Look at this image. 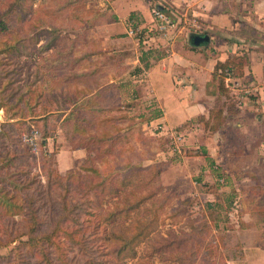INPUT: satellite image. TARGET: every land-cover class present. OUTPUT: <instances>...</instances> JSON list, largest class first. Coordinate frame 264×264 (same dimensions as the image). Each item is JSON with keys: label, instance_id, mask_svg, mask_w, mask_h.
Returning <instances> with one entry per match:
<instances>
[{"label": "trees", "instance_id": "16d2710c", "mask_svg": "<svg viewBox=\"0 0 264 264\" xmlns=\"http://www.w3.org/2000/svg\"><path fill=\"white\" fill-rule=\"evenodd\" d=\"M87 2V0H0V40H3L4 36L13 37V42L3 40L0 49L4 52V55H0V109H4L5 112L12 111L14 115L0 123V145L10 138L11 128L20 130L22 142L23 134L31 135L35 130L37 132L36 150L23 142L28 152L39 156L38 165L35 164V168L45 173L47 182L52 185H61L65 189L61 196L63 199L61 213L47 220L37 210L32 192H28L31 181L27 172L6 171L4 175L0 174V219L7 220L0 230V248L13 245L8 254L0 256V264H23L26 261L25 254L37 258L42 263L53 264L49 253L52 248L61 264H71L65 258L63 244L59 239L62 237L65 240L69 239L75 244H81L85 249L87 243L83 242L82 238L94 231L98 234L101 226H105L102 242L106 255L112 259L111 264H127L128 259L134 260L137 256V247L141 244L145 245L144 258L136 259L131 264H155L150 261V258L156 254L160 255L167 264H228L213 233V226L208 220L199 226L194 222L188 229L170 228L164 233L160 232L158 229L160 211L166 205L167 199L164 195L158 196V190L147 186L159 175V171L153 166L134 165L128 159L122 166V170L115 168L105 172L98 168L95 162L107 160L106 153L110 154L113 151L116 139L120 138L121 134L114 135L110 144L107 145L110 134L105 130L99 134L88 133L86 138L78 143V146L87 152L79 169H69L65 175H62L52 167L56 153L49 148L48 139L56 131L57 125L49 120L51 109L41 103V92L32 95L30 86L21 90V86L16 84L23 79L22 68L26 65L27 58L33 54L42 60L43 66L50 73H59L65 81L71 79V76H82L74 72L64 73V69H73L82 59L81 55H72L75 42H80L81 40L77 39L83 38L87 30L92 29L99 18L103 19L107 12V9H97L89 6ZM158 6H153V9L161 10L171 18H176L164 7L160 9ZM57 14H65L66 32L76 31L77 34L69 39L68 47L64 50L57 49L55 56H43L46 51L56 45V27L52 20ZM130 16L133 18L132 14ZM33 23L45 28L47 35L43 37V43H40L37 26ZM130 27L138 29L134 37L141 43L144 29L135 28L137 26L133 24ZM148 48L149 50L143 51L145 58L154 57L152 47ZM12 53H16L18 57L23 55L25 59L10 60L9 56ZM246 63V53L231 56L225 61H218L212 72V80L216 82L218 99L224 98V100L212 108L207 117L198 116L194 120H189L180 125L178 130L187 128L192 122L198 123L210 134L221 129L227 116L235 115L238 110L231 100L226 77L229 75L234 79H240L244 74ZM11 65L16 68H9ZM116 65L119 66V70H126L122 58L116 60ZM143 65L146 68L148 63L145 62ZM17 68L18 71H16ZM14 72H17L16 76ZM105 110L97 99H90L80 106L79 114L93 112L99 115ZM74 113L70 110L63 120H74ZM147 116L145 123L160 117L161 109L156 106ZM121 117H114V119ZM93 120L99 123L97 126H104L109 121L113 122L106 117ZM82 130L85 132L86 128L83 127ZM89 143H93L94 146L89 148ZM187 154L198 153L189 150ZM6 155L12 156L2 164L0 171L6 165H14L15 157L19 153L6 151ZM5 157L1 156L0 160ZM144 171L149 172L147 179L142 177L141 172ZM33 174L39 176L38 172ZM20 175L22 177H18ZM4 181L12 186L11 190L1 185ZM65 183L76 185L74 188L76 197L73 202L67 198L68 187ZM16 198L20 199V203H16ZM113 199L116 201L112 202ZM149 200L152 201L147 205L146 202ZM211 206L213 203H207L209 210ZM17 215L22 216L19 222L14 220ZM86 215H91L96 221L79 222V218ZM210 215L212 216L211 212H209ZM202 217L207 219L205 214ZM77 235L80 237L77 238ZM210 248L213 249L212 256L206 254Z\"/></svg>", "mask_w": 264, "mask_h": 264}, {"label": "rangeland", "instance_id": "374dc122", "mask_svg": "<svg viewBox=\"0 0 264 264\" xmlns=\"http://www.w3.org/2000/svg\"><path fill=\"white\" fill-rule=\"evenodd\" d=\"M87 1L89 6L97 9H107L109 5L106 0ZM99 20L95 26L103 22L102 18H99ZM52 23L56 27L55 36L57 38L55 40L57 42L43 56H55L56 50H64L68 40L72 37V32H66L65 30V14H57ZM33 24L37 26L36 23ZM180 25L189 26L186 23H181ZM93 28L87 30L84 37H79L77 40L96 37L97 34ZM36 30L41 38L40 43H43V37L47 35L45 28L38 25ZM2 39L13 42V37L4 36ZM3 40H0V49ZM130 44L132 42H124L123 46L126 50L123 49V51H127V47H129L127 45ZM75 53L79 55L81 51L78 50ZM0 55H4V52L0 51ZM9 59L23 61L25 57L23 55L18 57L16 53H12ZM27 59V63L21 71V73H24L22 74L23 79L24 77L26 79H22L16 85H20L21 90H25L30 86L32 95L36 92H41V103L51 109L49 120L57 125L56 131L51 134L48 140L49 148L55 150L56 153L52 167L62 175H65L69 169H79L87 152L85 149L80 148L78 143L83 141L88 133L99 134L102 130H105L110 134L107 145L110 144L114 135L121 134L120 138L116 139L117 142L114 144L115 148L113 151L110 154L106 153L107 160L95 162L98 168L105 172L112 171L115 168H121L122 170V166L126 164L128 159L134 165L153 166L159 171V175L147 186L158 190V196L164 195L167 199L166 205L160 211L158 228L160 232L164 233L170 228L188 229L194 222L195 225L199 226L205 220H208L213 226V233L217 237L220 249L228 261V257L231 254L230 250L233 249V246L228 245L227 242L231 240L234 233L231 234V232H225L224 230L229 229L232 231L233 227L237 225L240 216H243V213L246 214L244 217L246 219L249 218V221H254L255 217L259 215L257 214L259 213L258 211H261L264 217V203L259 208H256L258 206L256 203L262 196L264 201V172L261 168L258 167L257 169L255 167L259 175L245 177V174L249 172L248 168L252 169L251 167H254L258 160H250L247 157H226L218 161L211 157L212 153L219 151L226 153L231 149L233 150V143L239 133L227 125L224 127L223 132L225 142H223L222 136L218 137V134H212V142L210 139L212 135L199 126H193L192 122L188 124L186 128L188 130L173 128L166 134H159L157 132L163 129L157 125H145L148 113L157 105L154 101L155 98L144 90V81L134 82L133 78L129 79V77L125 78L123 76L115 89L112 87L111 90L109 86H105L101 90L103 92L101 95H94L81 100L79 97L84 96L83 94H85L86 90V88L81 86V83L75 85L74 80L65 81L59 73H50L36 54ZM13 67L16 68L14 65L9 68ZM16 71H18V68ZM65 72H67L66 68L64 69ZM16 73L14 72V76H16ZM89 81L88 90L92 91L97 87V83L92 80ZM90 99H97L106 110L99 115L93 112L79 114L80 106ZM77 100L78 102H76ZM252 100H255V98L252 97L250 99V103L253 106L252 110L255 111V117L259 114L262 115L261 120L264 122L263 113L259 105L256 102L252 104ZM255 108H258V110ZM70 110L73 113L75 112V119L64 121L65 115ZM12 113V111L0 112V123L13 117ZM82 116L85 118H79ZM77 117L78 121H76ZM103 117L113 122L109 121L104 126H97L98 122L93 119L97 118L100 120ZM114 117L121 118H116L117 120H115ZM83 127L86 128L85 132L82 130ZM19 133L20 130L11 128L10 138H8L7 142L0 145V157L6 156L3 160H0V167L13 155L7 156L6 151L19 153L15 157L14 165H6L1 169L0 174L4 175L6 171L27 172V176H29L31 181V188L28 192H32L34 204L37 206L40 215L45 216L47 220L51 217L55 218L61 213V203L63 202L61 196L65 189L61 185H52L47 182L45 173L39 171L37 167L35 168V164L38 165L39 156L32 154L30 151L28 152V148L21 141ZM214 135H216V138ZM178 136L181 139L178 140ZM93 146V143L88 145L89 148ZM189 150L197 151L198 154L189 155L187 154ZM91 154L93 155L92 152ZM217 161L219 162L218 164L216 163ZM221 163L224 165L230 163L238 170L235 174L226 173ZM263 163L264 160L259 161L260 165ZM215 165L218 168H215ZM35 172H38L39 176L33 174ZM141 173H143L142 177L147 179L149 172L144 171ZM18 177H22V175ZM1 185L9 190L12 189V186L6 181L2 182ZM65 185L68 187L67 198L73 202L76 197L74 191L76 185L71 183H65ZM115 201L116 199H113L112 202ZM151 201L149 200L146 204L149 205ZM16 203H20L19 198H16ZM207 203H213L211 210L208 209ZM209 212L212 213V216H209ZM204 214L207 219L202 217ZM21 218V215H17L14 220L19 222ZM86 220L96 221L91 215L79 218L81 223H85ZM6 223V218L0 219V230ZM104 231L105 226H101L98 234L94 231L85 235L82 238V241L87 243V248L85 249H83L81 244H75V242H71L69 239L65 240L63 237L62 239L60 238L59 241L63 244L62 250L67 261L71 264H111L112 259L109 255H106L102 242ZM76 237L79 238L80 236L77 235ZM12 246L0 248V256L8 254ZM212 251L213 249L210 248L206 254L212 256ZM144 252L145 245H139L137 247V256L134 260L144 258ZM49 253L53 264H61L53 248L49 250ZM25 258L26 261L23 264H45L29 254H25ZM134 260L128 259L126 263L131 264ZM150 261L155 264H167L157 254L150 258Z\"/></svg>", "mask_w": 264, "mask_h": 264}, {"label": "crops", "instance_id": "0c3cea01", "mask_svg": "<svg viewBox=\"0 0 264 264\" xmlns=\"http://www.w3.org/2000/svg\"><path fill=\"white\" fill-rule=\"evenodd\" d=\"M106 1L109 5L103 22L93 28L96 37L75 42L72 55H81L82 59L73 69H66L68 73L82 74L81 77L71 76L69 79L74 80L75 85L81 83L86 88L83 98L79 99L101 95L105 86L115 89L123 76L133 78L134 82L144 81V90L155 98L157 107L161 109V116L145 125H157L163 129L157 133L166 134L198 116L207 117L210 110L224 100L218 99L216 82L212 80V72L218 61L246 53L247 63L240 81L244 85L264 83V0ZM158 5L176 18L186 17L194 20L197 25L179 26L168 41L158 40L153 44L151 50L154 57L145 58L143 51L149 48L128 32L132 29L131 24L147 32L152 27L153 6ZM76 34V31L72 32L71 38ZM195 35H207L209 40L193 44L192 38ZM124 42H132L127 45V51H123L126 50ZM69 44L68 40L66 47ZM78 50L81 51L79 55L75 53ZM118 57L122 58L126 66L125 71L119 70L116 65ZM145 62L148 63L146 68L143 65ZM118 63L120 64V60ZM89 80L97 83L92 91L88 90ZM230 97L238 108L237 113L228 115L223 127L212 134H218L223 139L224 127L229 125L240 135L236 136L233 150L212 153L211 157L218 161L226 157L258 160L252 169L248 168L249 172L245 177L258 176V167L264 172V163L259 164V161L264 160L262 115L255 117L250 100L238 105L234 96L230 94ZM255 102L256 100H252V104ZM257 104L264 117V104ZM3 111L4 109H0V112ZM192 125L201 127L196 123ZM212 138L213 135L210 138L213 142ZM221 164L226 173L235 174L238 170L230 163ZM214 167L218 168L216 165ZM262 203L264 202L260 198L256 208ZM258 212L254 221L246 219V214L243 213L232 231L224 230L234 233L227 242L233 246L228 264H264V217L261 211Z\"/></svg>", "mask_w": 264, "mask_h": 264}, {"label": "built area", "instance_id": "2783aa9c", "mask_svg": "<svg viewBox=\"0 0 264 264\" xmlns=\"http://www.w3.org/2000/svg\"><path fill=\"white\" fill-rule=\"evenodd\" d=\"M181 23H186L193 27L197 25L194 20L186 19V17L171 18V16L167 15L165 12L153 9L152 27L148 29L147 32H143V45L152 47L158 40L168 41L173 32L178 29L179 26H183L180 25ZM137 31L138 29H130L128 33L134 37ZM226 82L229 85L230 94L234 95L236 104H245L252 97L255 98L256 103L264 104V83L244 85L240 79H234L229 75L226 77ZM36 134L37 132L34 130L31 135H22L23 142L33 150H36ZM177 139L179 140L181 137L178 136Z\"/></svg>", "mask_w": 264, "mask_h": 264}, {"label": "water", "instance_id": "95a60500", "mask_svg": "<svg viewBox=\"0 0 264 264\" xmlns=\"http://www.w3.org/2000/svg\"><path fill=\"white\" fill-rule=\"evenodd\" d=\"M160 9H162L163 7L162 6H158ZM209 40V37L207 36V35H204V36H201V35H195V36H193V38H192V43L193 44H200V43H202V42H204V41H208Z\"/></svg>", "mask_w": 264, "mask_h": 264}]
</instances>
